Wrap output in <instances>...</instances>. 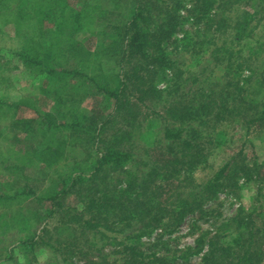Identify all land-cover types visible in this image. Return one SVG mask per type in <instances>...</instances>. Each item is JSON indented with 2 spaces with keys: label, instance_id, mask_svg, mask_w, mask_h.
<instances>
[{
  "label": "rangeland",
  "instance_id": "1",
  "mask_svg": "<svg viewBox=\"0 0 264 264\" xmlns=\"http://www.w3.org/2000/svg\"><path fill=\"white\" fill-rule=\"evenodd\" d=\"M68 2L73 7L81 5L80 0ZM24 4L27 6L29 1ZM102 11L99 18L105 24L86 36L87 41L80 42L86 50L96 53L90 69L96 71L94 78L99 88L96 96L81 108L84 125L90 122L87 119L91 109L102 108L108 78L117 72V65L111 59L116 47L109 37L114 33L107 23L125 21L131 6L123 0H106ZM221 12L217 6L211 19L236 15V11ZM250 13L246 22H249L248 30L242 40L236 38L235 31L216 32L208 28L207 22L197 25L191 20L180 27L167 45L184 74L180 94L184 93L185 98L176 93V98L170 101H183L195 109L209 104L207 111L196 112L199 120L182 126L194 128L192 137L208 157L206 164L197 170L172 174L174 178L171 173L162 172L159 177L153 176V181L146 176L162 158L159 148L163 131L171 126L166 102H150L140 107L138 122L129 127L122 116L116 118L107 108L105 118L110 116L113 131L128 129L131 134L126 139L132 140L127 145L137 153V164L129 166L127 171L137 174L138 188L129 195L134 199L140 195L142 201L147 189L143 183L150 181L148 196L142 201L144 204L148 201L150 209H145L140 219L134 221H122L118 214L110 219L103 216L106 220L96 232L74 224L71 219L72 216L92 218L85 206L92 190L86 188L83 193L71 194L68 187L72 184L63 182L76 172L77 165L89 158L92 161L96 154L64 129L46 127L45 131L25 133L15 126V122L24 119L37 121L42 115L54 113L57 107L47 92L43 75L24 67L15 68L16 60L8 49L16 51L21 44L12 25L4 24L8 14L0 17V102L26 104L20 111H3L0 107V194L20 197L14 203H0V264H127L133 255L125 251L124 245L144 254L133 260L135 264H214L210 253H215L218 260L222 252L217 249L221 247L232 249L222 256L223 264H264V125L252 120L254 90H249L250 85L245 83L254 77V72L264 80V6L257 10L258 15L254 11ZM182 15L187 16L186 12ZM53 27L52 22L46 23L49 36ZM231 52L234 56L229 60ZM244 60L249 66L237 71L236 64ZM61 65V68H74L65 61ZM241 87L245 92H240ZM258 98L263 100L264 89ZM234 162L249 166L251 171L233 181L227 180L216 197L205 201L201 209L184 219L178 221L176 216L168 215L179 194L197 190L221 167ZM162 167L164 162L160 161L158 168ZM127 179V173L111 174L101 183V194L96 199H103L108 192L111 196L115 192L121 196V191L127 188ZM128 199L125 196L122 204L125 202L130 208ZM166 208L170 210L164 211ZM120 230L125 233L119 234ZM33 236L38 244L28 249L22 242ZM113 238L118 246L108 244ZM246 256L251 263L245 261Z\"/></svg>",
  "mask_w": 264,
  "mask_h": 264
},
{
  "label": "trees",
  "instance_id": "2",
  "mask_svg": "<svg viewBox=\"0 0 264 264\" xmlns=\"http://www.w3.org/2000/svg\"><path fill=\"white\" fill-rule=\"evenodd\" d=\"M16 1L17 3L13 5ZM25 1H29L27 6L24 4ZM80 1L79 7H73L68 0H13V3L12 0H0V8L4 7L0 10V17L5 13L8 14L4 24L7 22L6 25H12L16 40L21 44L16 51L12 48L8 49V53L16 60L15 68L24 67L35 74L43 75L47 92L57 107L54 113L42 115L37 121L24 119L15 122V126L22 128L25 133H34L37 129L45 131L46 127L64 129L70 132L79 144L93 148L96 154L92 161L89 158L83 164L77 165L76 172L63 181L64 184H72L68 187V193L71 194L83 193L86 188L92 190L85 206L89 214L95 213L97 217L92 215L88 220L72 216L71 219L74 224L96 232L101 222L106 220L103 216L110 219L111 216L118 214L123 217L122 221L140 219L139 216L144 214L150 204L148 201H145L147 202L145 204L142 201L148 196L149 183L154 180L153 176L159 177L162 172H169L174 178V174L182 171L192 173L207 162L208 157L200 150L201 146L197 140L192 137L195 135L194 128L182 126H188L199 120L196 112L207 111L209 104L205 103L195 109L183 101H170L172 97L176 98V93L180 94L184 84V74L178 62L173 60L168 52V43L175 37L180 27L191 20L197 25L207 22L208 28L215 29L216 32L235 31L236 38L242 40L248 30L249 22H246L251 16L250 11L258 15L257 10L264 6V0L258 2L256 0H123L129 2V7L131 6L129 14L124 16L126 20H109L107 23L114 33L109 37L113 38V46L116 47L111 59L117 65V72L108 78L102 108L97 106L94 110L91 109L93 113L90 112L87 119L90 120L88 125L83 123L81 108L87 100L96 96V90L99 89L94 78L96 71L90 69L91 60L96 53L86 50L85 45L80 42L87 41L89 37L86 36H91L105 24L104 21H100L99 16L103 12L102 6L106 0ZM217 6L222 12L236 11V15L231 14L229 17V14L213 20L211 14ZM257 7L259 8L256 10ZM183 12H186L187 16L182 15ZM47 22L54 24L50 36L46 33ZM233 56L234 53L231 52L229 60ZM64 61L72 63L74 68H61L63 66L61 63ZM236 65L237 71H241L247 68L249 63L244 60ZM245 83L250 85L249 90H254L252 120L263 126L264 98L260 101L261 98L258 97L262 95L264 80L254 72V77L245 80ZM163 84L166 85L164 89L161 88ZM240 92H245V89L241 87ZM180 96L185 98L184 93ZM150 102L167 103V121L171 126H166L163 131L159 148L163 153L162 158L154 163L152 166L154 169L146 175L151 179L143 183L147 189L146 196L141 201L140 195H135V199L130 196L138 188L137 174L131 170L127 171L129 166L137 164L136 151L127 145L132 139L126 137L131 133L127 131L128 129L113 131L110 116L105 118V112L107 108L111 109V112L116 114V118L122 116L126 126L134 125L141 115L140 107ZM25 106L24 101L13 105L0 102L3 111L12 109L20 111ZM246 117L248 118V115ZM160 161L164 162L162 168L165 171L158 168ZM248 171H251L249 166H239L236 162L225 164L212 179L201 184L197 190L185 195L179 194L171 205L172 211H168L169 207L164 211L167 210L168 215L176 216L180 221L188 214L201 209L205 201L216 197L227 180L233 181L237 177L247 175ZM120 173H127L128 177L127 188L121 191L122 195L115 192L114 196H111L108 192L104 194L103 199L97 200V195L101 194V183L111 174ZM125 196H129L128 203L132 205L130 208L125 202L122 204ZM19 199L20 197L16 195L0 194V203H14ZM159 210L163 209L159 208ZM118 233L124 234L125 230H120ZM98 234L104 237L101 231H98ZM22 243L28 249L30 247L33 249L38 241L33 236ZM108 244L119 245L116 238L111 239ZM124 248L133 255L132 261H128L127 264H135L133 260L144 257V254L136 251L134 247L124 245ZM217 250L221 251L222 255L217 260V255L212 252L210 260L214 261V264H223L225 260L222 256L232 249L221 247ZM218 251L214 250V252ZM245 261L252 262L250 257Z\"/></svg>",
  "mask_w": 264,
  "mask_h": 264
}]
</instances>
